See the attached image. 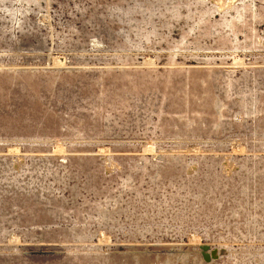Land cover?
I'll list each match as a JSON object with an SVG mask.
<instances>
[{
  "label": "rangeland",
  "instance_id": "374dc122",
  "mask_svg": "<svg viewBox=\"0 0 264 264\" xmlns=\"http://www.w3.org/2000/svg\"><path fill=\"white\" fill-rule=\"evenodd\" d=\"M0 264H264V0H0Z\"/></svg>",
  "mask_w": 264,
  "mask_h": 264
},
{
  "label": "bare ground",
  "instance_id": "6f19581e",
  "mask_svg": "<svg viewBox=\"0 0 264 264\" xmlns=\"http://www.w3.org/2000/svg\"><path fill=\"white\" fill-rule=\"evenodd\" d=\"M222 5V4H221ZM167 7V6H166ZM168 8V7H167ZM174 9V8H173ZM178 10V9H177ZM173 11V10H172ZM177 12V11H176ZM175 15V14H174ZM44 166V165H43ZM34 172V171H33ZM2 173V172H1ZM18 182V181H17ZM106 213V212H105ZM248 233V232H247ZM260 233V232H259Z\"/></svg>",
  "mask_w": 264,
  "mask_h": 264
},
{
  "label": "water",
  "instance_id": "95a60500",
  "mask_svg": "<svg viewBox=\"0 0 264 264\" xmlns=\"http://www.w3.org/2000/svg\"><path fill=\"white\" fill-rule=\"evenodd\" d=\"M205 248V247H204Z\"/></svg>",
  "mask_w": 264,
  "mask_h": 264
}]
</instances>
